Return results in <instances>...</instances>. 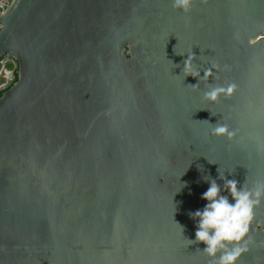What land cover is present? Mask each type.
Listing matches in <instances>:
<instances>
[{
	"label": "water",
	"instance_id": "obj_1",
	"mask_svg": "<svg viewBox=\"0 0 264 264\" xmlns=\"http://www.w3.org/2000/svg\"><path fill=\"white\" fill-rule=\"evenodd\" d=\"M172 3L0 11V66L16 62L0 96V264H209L188 240L204 177L264 183V0ZM189 53L233 95L205 101ZM217 123L235 135H212ZM254 211L236 264H264V199Z\"/></svg>",
	"mask_w": 264,
	"mask_h": 264
},
{
	"label": "clouds",
	"instance_id": "obj_2",
	"mask_svg": "<svg viewBox=\"0 0 264 264\" xmlns=\"http://www.w3.org/2000/svg\"><path fill=\"white\" fill-rule=\"evenodd\" d=\"M207 2L202 0V3ZM172 6L189 13L193 0H173ZM194 60V53H189L183 62L182 72L185 77L190 75L198 80V83L191 85L193 89H199L201 81L206 83L208 90L203 93L205 101L218 102L221 95L226 98L233 95L237 87L234 83L227 86L207 83L210 78H217L214 77V69H218V65H211L201 75V71L193 66ZM210 132L214 136L227 135L229 138L235 135L226 124L220 123ZM204 180L209 182V187L201 198L207 203L202 210L190 213L197 222V230L195 240H188L190 244L202 242L205 245L200 251L209 258V264H236L249 251L248 245L252 242L250 232L255 222L254 209L264 199V183L258 182L249 188L245 181L243 186L238 187L237 180L228 179L222 173L217 178L205 176ZM218 180L223 183H218ZM256 226L260 227L259 223Z\"/></svg>",
	"mask_w": 264,
	"mask_h": 264
},
{
	"label": "rangeland",
	"instance_id": "obj_3",
	"mask_svg": "<svg viewBox=\"0 0 264 264\" xmlns=\"http://www.w3.org/2000/svg\"><path fill=\"white\" fill-rule=\"evenodd\" d=\"M11 1V0H10ZM8 2V4L10 3ZM14 62L12 60H6L3 64V66L0 69V87H3L5 84H7L10 73L14 71Z\"/></svg>",
	"mask_w": 264,
	"mask_h": 264
},
{
	"label": "flooded vegetation",
	"instance_id": "obj_4",
	"mask_svg": "<svg viewBox=\"0 0 264 264\" xmlns=\"http://www.w3.org/2000/svg\"><path fill=\"white\" fill-rule=\"evenodd\" d=\"M9 1L10 0H0V11H2L4 9V7H6L8 5ZM6 60H12V62H14L13 64H14L15 68H14V71H12L10 73V78H9L7 84H5L3 87H0V96L2 95V93H4L6 90H8L12 86V84L14 83V79H13L14 78V72H16V62L10 57H6V59L2 62L0 69Z\"/></svg>",
	"mask_w": 264,
	"mask_h": 264
}]
</instances>
